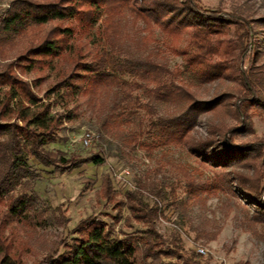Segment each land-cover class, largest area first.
Segmentation results:
<instances>
[{"label":"trees","instance_id":"1","mask_svg":"<svg viewBox=\"0 0 264 264\" xmlns=\"http://www.w3.org/2000/svg\"><path fill=\"white\" fill-rule=\"evenodd\" d=\"M127 15L145 25L150 43L159 42L183 58V69L177 71L181 78L151 54L118 48L117 32ZM83 37L96 43V49L87 51ZM17 39L27 40L24 51L15 62L0 63V264H28L17 238L20 226L33 225L40 204L36 184L41 176L32 168L31 158L62 173L104 162L99 155L67 157L47 148L65 130L64 120L72 118L71 112L53 111L56 95H88L96 100L114 90L118 104L101 120L103 128L114 130L129 118L119 108L132 103L136 90L157 101L174 103L177 114L154 121L149 136L159 147H187L215 170L216 177L211 183L188 180L183 186L187 199L175 198L174 189L168 192L157 185L150 187L151 194L163 200L173 196L171 204L184 210L191 199L226 188L243 196L253 211L252 230L264 239V139L236 141L251 130L248 110L264 108L256 73L242 69L246 63L254 69L255 61L264 55V17L207 9L201 0H15L0 15V47ZM237 63L242 67L237 69ZM34 70L46 72L44 77L55 73L58 79L44 97L35 92L41 78L30 82L22 77ZM227 79L237 81L236 96L223 93L209 101L196 98L193 85ZM208 112L222 118L209 125L206 138L194 140L198 119ZM229 117L239 125L227 126L223 120ZM142 187L146 186L126 193L130 219L146 227L142 234L116 237L112 226L90 217L80 225V237L72 244L34 264H146L147 259L160 258L165 246L155 224L158 203H148ZM115 194L112 177L105 175L97 197L119 205ZM141 249L142 261L138 257ZM173 251L169 257L178 260L166 264H200L194 256Z\"/></svg>","mask_w":264,"mask_h":264},{"label":"rangeland","instance_id":"2","mask_svg":"<svg viewBox=\"0 0 264 264\" xmlns=\"http://www.w3.org/2000/svg\"><path fill=\"white\" fill-rule=\"evenodd\" d=\"M14 1L0 0V15L7 12ZM201 4L207 9L237 12L253 19L264 17V0H201ZM144 28L142 22L134 23L132 17L127 15L117 32L118 48L131 54H151L158 61L167 63L169 69L175 72V77L181 78L177 71L183 69V58L159 42L150 43ZM232 36L237 37L235 34ZM156 37L162 41L159 32ZM83 41L87 51L96 49V43L89 37H83ZM26 46V39L3 44L0 47V63L15 62ZM254 65L253 69L247 63L243 67L237 63V69L242 67L243 70L254 71L256 85L264 94V55ZM45 74L34 70L22 76L30 82L42 79L41 85L35 89L39 97H44L58 81L55 73L44 77ZM237 84L236 80L227 79L192 87L197 99L209 101L223 93L236 96L239 92ZM118 100L114 90L104 92L96 100L88 95L55 96L53 111L65 115L71 112L72 118L64 120L65 130L47 148L62 151L67 157L99 155L104 157V162L101 165L87 163L73 172L62 173L31 158L32 168L41 176L36 184L40 204L33 225L19 227V250L26 263L34 264L57 249L64 250L66 244H72L74 239L80 237L78 229L90 217H98L109 227L112 226L116 237L142 234L146 227L130 219L126 198L129 190L142 184L146 186L145 189L141 188L146 201L151 205L158 203L159 214L155 224L165 246L164 255L157 260L147 259L146 264L177 261V256L169 257L172 250L178 255L194 256L200 264H264V239L257 237L252 230L253 211L248 208L243 196L225 188L211 196L204 194L191 199L184 210L171 204L175 198L189 197L183 192L188 180L211 183L216 177L215 170L202 163L187 147H159L149 136L154 121L177 114L176 105L157 101L144 94L143 90H136L132 103L129 106L123 103L119 108L120 113L126 110L125 116L129 117L122 128L114 130L107 126L105 129L101 120L114 111ZM248 115L251 130L247 136L236 138L237 142L264 139V108H250ZM221 118L212 112L202 114L193 130V139L206 138L209 125ZM223 121L227 126L239 125L233 117ZM86 132L94 135L89 147H84L81 141ZM125 170H129L130 175L126 176ZM105 175L112 177L115 200L119 201V205L97 197ZM155 185L168 192L174 189L175 198L172 196V200L169 195V199L163 200L151 194L150 187ZM261 185H264V178ZM142 249L138 256L140 261L143 259ZM199 249H204L205 253H200Z\"/></svg>","mask_w":264,"mask_h":264},{"label":"built area","instance_id":"3","mask_svg":"<svg viewBox=\"0 0 264 264\" xmlns=\"http://www.w3.org/2000/svg\"><path fill=\"white\" fill-rule=\"evenodd\" d=\"M93 138H94V135L92 133H90V132L84 133L82 135V137H81L82 145L84 147H89L92 144ZM124 172H125L126 176L130 175L129 170H125ZM199 252L204 254L205 250L204 249H199Z\"/></svg>","mask_w":264,"mask_h":264}]
</instances>
